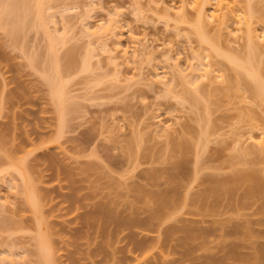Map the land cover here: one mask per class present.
Segmentation results:
<instances>
[{
	"label": "rangeland",
	"instance_id": "obj_1",
	"mask_svg": "<svg viewBox=\"0 0 264 264\" xmlns=\"http://www.w3.org/2000/svg\"><path fill=\"white\" fill-rule=\"evenodd\" d=\"M178 1L46 0L45 9L54 6L55 12L54 19L45 15L56 22L55 25L52 21L54 27L50 26L51 35L58 28L52 36L61 31L58 37L65 32L69 39L66 45L57 46L58 56L61 58L72 51L77 60V67L65 78L70 104L62 126L50 99L47 81L36 71L48 64L43 63L47 51L45 34L42 31L35 34L29 28V33L25 31L28 36L24 33L26 45L20 42L21 36L16 38L19 42L14 39L24 46L23 52L0 29V264L40 262L35 253L37 229L30 207L20 193L22 181L13 171V165L20 166L39 198L55 264H138L136 253L130 258L125 251L131 245L126 246L120 240L124 235L133 240L144 237V240H157L156 228L144 230L136 225L114 236V224L105 227L98 222L97 228L96 223L93 230L85 231L78 219L92 210L95 203H103L108 197L114 199L112 195L116 192L114 195H122L114 199L117 202L112 206L117 210L115 216L119 219L116 220L129 217L145 220L148 209L156 205L144 204L142 196L137 200L134 192L137 186L151 193H169L176 199L166 209L172 218L165 225L192 223L208 229L207 237L196 240H212L210 246L218 240H242L243 264H251L254 253L262 255L256 263L264 264V254L260 252L264 247V150L254 151L252 143H245L247 136L253 134L257 138L259 132H264V104L252 98L246 88L249 82H240L237 75L240 71L199 42L193 30L197 18L194 10L188 6L183 18L173 14ZM250 1L255 11L252 13L254 27L259 31L264 28V0ZM248 3V0H237V6L244 11ZM66 6L72 8L67 10ZM62 21L68 26V33L62 28ZM209 21H205L204 27L208 36L217 39L214 35L218 34L222 51L241 56L246 39L235 42L234 36L227 35L232 29L213 27ZM82 26L96 33L90 38L83 28L85 37ZM133 36L142 44L146 41L144 53L136 54L135 58ZM254 43L258 52L255 56L261 61L258 68L264 79V42ZM191 50L202 56V62L203 54L209 51L213 69L217 66L224 76L211 86L201 82L200 99L198 94H192L199 99V105L182 100L186 92L191 94L193 86L180 79L170 85L171 91L153 82L156 69L161 74L164 67L167 69V65L176 62L184 70V79L189 80L190 64L199 62L196 59L194 63ZM84 51L92 52L93 58L96 55L91 60L95 68L91 72L75 73ZM26 54L31 57L37 54L38 65L43 67L37 66L35 70ZM205 104L210 108L209 116L205 113L208 109H204ZM176 119L180 125H175L177 131L173 129L167 136L154 131L159 123ZM207 125L210 135L202 136ZM181 143L182 148L178 145ZM241 147L246 151L240 153ZM12 181L18 191H14ZM68 197L70 201L76 199L75 205H71ZM236 223V226L242 224L240 235L225 237L224 232L230 233ZM76 229L81 230V237H75ZM100 229L102 235L97 231ZM180 237L181 233H176L167 240ZM165 248L153 251L147 262L157 264L163 259L177 258ZM106 255L110 257L107 263ZM112 255L115 259L119 257V262L113 261ZM123 255L130 259H123ZM140 264L147 263L140 261Z\"/></svg>",
	"mask_w": 264,
	"mask_h": 264
},
{
	"label": "bare ground",
	"instance_id": "obj_2",
	"mask_svg": "<svg viewBox=\"0 0 264 264\" xmlns=\"http://www.w3.org/2000/svg\"><path fill=\"white\" fill-rule=\"evenodd\" d=\"M160 1L162 3V0ZM45 2L46 0H0V27H1L0 29H3L4 33L7 32V34L6 33L5 34L11 39L13 45L16 41L19 42V40H17L16 38L20 36L22 37V40H23L20 42H22V45H26L27 36L30 31L35 32V34L37 31H42V34L43 33L45 34L46 36L45 38H47L44 40L45 45H46L45 51L46 50L47 51L45 52L43 63L45 64L46 63L45 61H47L48 62L47 66L49 67L47 68V66L44 65L46 68L45 67L41 68L42 65H38L40 62L37 61L36 59L37 54L36 56L35 54H33L32 57L26 54L27 55L26 57L27 58L29 57L30 60L28 59L27 61L30 62L29 65L35 67L34 68L35 70L37 66H40L39 69L41 68V70H36V71H38L39 74L40 73L42 74V76L41 75L40 76L42 78H45V82L47 81L46 84L49 85V86L47 85V88H48V92L50 95V99L52 100V102H54L53 104L56 105V106L54 105V108L56 107L55 112H56L57 119H59L58 122L60 123L58 124L62 126L64 122V116L69 111L68 109H69V104H70L69 94H68L70 91L68 90L69 91L68 92L66 89L65 78L67 77L66 74L70 73V71L72 72V70H74V67H77L75 66V63L77 62V60L76 61L74 60L75 56L73 57L74 54H72V51L71 53H67L61 58L58 56L57 46L59 45L63 46L65 43L68 42L69 39H68V36H66L67 38L65 37L64 35L65 32L63 33L64 36L61 35V37H58V33L61 34L62 33L61 31H60L61 33L58 32L56 33L57 35L52 36L54 34L53 30L54 32H57L58 28H56L57 30L53 29L52 35H51L50 26L54 27V24L56 22L52 20L54 22L53 24V22L47 19L45 15L49 14L48 16L49 18L53 17V15H55V12L52 10L54 6H52V8H50L49 6L45 9L44 7V5L46 4ZM178 2H179L178 4L175 3V5H177L178 7L176 9H173V14L177 16L178 18L179 17L181 18V16L183 18L184 17L183 15H185L187 11L186 9L188 6L189 8L194 10V12H196L197 18L195 22L193 23V26H194L193 30L199 42L202 45H205L208 50H211V53L214 52L213 54L215 56H218V57L221 56L220 58L232 64V66L235 67L236 71L242 72L244 75H241L240 72H237V75L240 76V82L243 81L244 84H248L249 82L246 88L247 90L248 89L250 90V94L252 95V98L254 99L257 98L260 100L261 103L263 102L264 104V79H262L261 71L258 68V65L260 64L261 61L260 60L258 61V56L257 57L255 56V53L258 54V52L254 49L255 45H253V43L256 40L264 42V28L258 31V29L257 28L255 29L254 27L255 22L252 20V16H253L252 13L254 14L255 11H254V8L252 7L253 6L252 3L250 5L251 1L248 0L249 6L247 5L248 8L246 6V11L242 10L241 7L237 6V0H179ZM172 7H174V5H172ZM66 8L68 10L72 7L69 8V6H66ZM170 8L171 7L169 6L168 9ZM47 9H50L52 13L49 10L46 13ZM164 9L165 11H168L166 8ZM54 18L55 16L53 17V19ZM63 21L62 23H64V26L62 25V28H64V31L68 33L69 29H66V26H67L65 25L66 21L65 22ZM205 21H209V23H211L213 27L214 25L215 26L217 25V28L219 29L220 28L223 29V27H225L226 30L232 29L230 32L229 30L227 31V35L229 34L228 35L229 37L234 36L232 38L234 39L235 42L237 39L243 40V38H245L246 47L244 45L245 49L243 48V53H241V56L238 55L237 53H226L222 51L219 47V43L217 42L219 40V35L218 34L214 35V37L215 36L216 38L218 37L217 39H213L212 36L209 37L210 35L207 34L208 33L207 29H204L205 23H206ZM228 22L230 23V25ZM51 23L53 25H51ZM82 23L84 22L82 21ZM87 24H86V27H87ZM228 26H233V27L229 28ZM86 27L82 26V30H81L82 35L84 34V29H85L86 34L89 35V37L90 35H94L96 33L95 31L90 32L89 28L86 29ZM29 28H32V30L29 31L28 30ZM25 31L28 33H25ZM24 33L27 34V36H25ZM83 36H85V34ZM143 38L147 40V38L145 37ZM14 39H16V41H14ZM131 39L133 43L132 45H134L132 46L134 48L133 58H135L136 54L142 55L144 53L143 51L145 49H144L143 44L146 41H143V44H142V41H140L136 37L134 38V36ZM16 44L18 46H21L18 43H15V45ZM21 48L23 49L22 51L25 52L24 46L23 47L21 46ZM190 49L192 48L190 47ZM92 52L94 54L93 50ZM92 52L84 51L85 54L84 53L83 54L85 56L83 59H81L83 55L80 57L81 62L79 63V68H77L78 70L75 69L74 71L75 73H77V71L78 73H87L88 71L91 72V69L93 71V68H95L93 66L95 65H93L94 64L93 61L91 62L93 58ZM190 52L192 54V52L194 51L191 50ZM206 52H205V55L203 54V56L205 57V60H203V62H202L203 58L201 55H198L196 52L192 54L193 61L197 59V61L199 62L196 63L194 61V63L196 64H190L191 70L189 72V75H190L189 80L184 79L185 76H183L182 74L184 70H180L178 68L179 66L178 63L176 62V63H173L171 66L167 65L168 67L167 69L166 67L163 66L165 70L162 69L161 74L158 73L161 71H157L156 69V71L153 73L156 75V76L154 75V77H156V80L153 82L154 83L157 82V84L163 85L164 87H166L167 91H171L170 87H173V86H170V85H173L172 83H174L176 79L178 78L182 82L188 84L189 86H193L192 89L194 91L193 92L190 90L191 94L190 92L189 93L186 92L187 94L182 97V100H184L185 98V100H187V101L184 100L185 102L192 101L195 104H198V100L200 99V96L202 94L201 87H200L201 82L203 83L206 82L209 86L210 84L212 85L213 83L218 82L217 80L221 81L220 79H224V76L221 75V70L217 69L218 68L217 66L216 68L213 69L215 65L209 59L210 52L209 51H206ZM126 53L127 52H124V54ZM46 54H49L48 57H46ZM94 56L96 57V55ZM126 59L128 60L129 57L127 56ZM96 62H97L96 67L99 68V63L98 61ZM212 70H214L213 73H212ZM250 81L252 82V85H250L251 84ZM192 94H195V95L198 94L197 97L199 99L196 98L195 96H192ZM205 102L208 105V102L207 101ZM206 104L204 106V109L208 107V109H205V113L207 116H209L208 110L210 108L209 106H206ZM209 113H210V110H209ZM166 122L167 121L159 123L158 121L159 124L157 125V127H155L156 130L154 131H156L160 136H167L173 129L176 130L175 128L177 125L180 126L179 122H177V119L175 122L174 121L171 123L170 122L166 123ZM208 125L205 127L206 128L205 130L204 129L202 130L201 132L202 136L204 133L206 137L208 136V134L210 135V130H209ZM61 126L59 127L61 128ZM250 134H252V132H250ZM247 137L245 138V140H247L245 143L247 142L252 143V148H255V150L253 149L254 151L264 150V132H259V136L257 138H255L253 134ZM206 141H208L207 138H206ZM241 142L243 143V141ZM183 143L178 144L179 147L182 148L184 146ZM238 143L239 142H237V144ZM239 149L238 151L241 153L246 148L241 147ZM12 168L14 169L13 170L14 172L15 171L17 172L16 174L19 176V178H21L22 188H19L21 190L20 193L21 195L23 194L22 196L24 197L26 201V205L28 204L27 206L30 207L31 215L33 216L35 227L37 229V231L35 230V233L37 232V235H35L36 236L35 242L37 241V245H36L37 249L35 250V253L37 251L36 256L37 257L39 256V260L38 259L37 260L38 262L40 261L39 264H55L54 263L55 261L53 262V258H54L53 253L55 252H53L54 248L50 241L51 238L48 237L49 234L47 232L48 230L46 229L47 224H46V228H44L45 220L42 216L41 206L39 204V198L35 195L36 193L33 190V186L31 185V183L29 184V181L27 177L24 175L23 170L20 169V166L13 165ZM149 175L150 174H148L147 177H149ZM12 187L14 191L15 190L18 191L16 183L14 182L13 184V181H12ZM142 187L143 186H137L136 189L134 188L135 189L134 192L137 195L136 198L138 197L137 200H140L139 196H142L141 202H143L144 204L151 202L156 205L155 207L153 206L154 209L151 207L148 209L150 212L145 220L140 221L134 217H129L126 220L125 219L116 220L118 218L117 216H115V214H117V210L115 212V210L112 209V206H114V202L115 203L117 202V201H114V199L115 198L117 199L118 197L120 198L122 195L121 194L114 195L116 193L115 192L112 195L114 199H110L108 197V199L105 202L101 201L103 203L98 202V203H95V205L93 204L94 206L90 208L92 210L86 211L88 213H86L83 217L79 215L78 219H80L79 222L81 224V228H83L85 231L88 229L93 230V227L96 223L97 225H95L96 226L95 228L98 227V222L100 223L102 222V224L105 225V227H107L108 225L110 226L114 224V229L112 230V234L116 236L115 234H119L120 231H122L123 229L129 228L132 226L139 225V226H142L144 230L149 229L150 227L153 226L154 228H156L158 232L157 240H144L146 239L145 237L143 240L141 239L133 240V238L131 236L128 237V235L126 236L124 235L123 240H120L122 242L125 241L124 244H126V246L131 245L125 251L128 252L127 254H130V256L127 255L130 258H131V255L136 253L135 260L137 261L138 264H140V261H144V262L146 261V263L149 264V262H147V259L153 253V251H155L156 249L164 248V247L169 249L168 250L169 253H173L174 255L177 256V258H173L167 261L163 259L164 255L162 254L163 258L161 259L163 260H161L160 263H157V264H186V263H189V264H243V260H244L243 253L240 251L241 248L243 247L242 240H218V242L215 243L214 246H210L212 240H196L198 238L207 237L210 234L208 229L198 227L197 225L192 224V223L191 224L182 223L179 226L165 225L167 221L171 220L172 218V214H166L167 213L166 209L171 207L174 201L176 202V199L174 200V197L169 195V193H165V192L163 193L152 192L151 193V191L147 192V190H144ZM73 198L75 197L73 196ZM70 199L68 197L69 201ZM75 200L70 201L71 205L73 204L75 205L76 203ZM236 225L237 223L233 225L234 229L233 228L230 229L231 231L230 233H228L227 231L224 232L225 234L227 233V236L225 235L224 236L229 237V236H232V234H235L236 236L240 235L241 229L239 227L242 224H238V226ZM101 229L97 230V231H100V235H102ZM97 231H96V234L98 233ZM176 233H181V237L179 238V240H167L168 238H170L172 235ZM82 234H85V233H82ZM80 235H81V230L76 232L75 237L76 238L81 237ZM125 237H128L129 240H125ZM105 243H107V245L109 246L108 241L103 242V244ZM103 244L101 243L99 245L102 246ZM102 249H104V247H102ZM96 250L99 251L98 249ZM260 252L261 254H264V247H261ZM111 254H113L112 251L110 252V256ZM112 256H113L112 257L113 261L118 260L119 262V257L115 259L114 258L115 255H112ZM124 256L126 257V255H123V259L125 258ZM137 256H141L142 257L141 260ZM252 256H253V259H252L253 263L251 262V264H257L256 261L259 259V257L262 258V255H259V253L258 254L254 253V255ZM107 258H110V257L106 255V259H105L106 263H107ZM128 258H125V259H128ZM122 261L124 262V260ZM120 263L122 262L120 261ZM150 264H154V263H150Z\"/></svg>",
	"mask_w": 264,
	"mask_h": 264
}]
</instances>
